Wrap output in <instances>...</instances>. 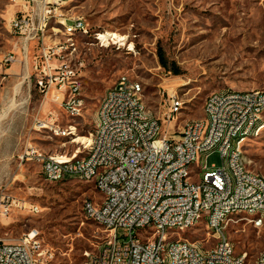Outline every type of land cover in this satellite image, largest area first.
Masks as SVG:
<instances>
[{"label":"rangeland","instance_id":"1","mask_svg":"<svg viewBox=\"0 0 264 264\" xmlns=\"http://www.w3.org/2000/svg\"><path fill=\"white\" fill-rule=\"evenodd\" d=\"M31 8L25 0H0V189L39 209L2 219L0 238L18 242L35 230L48 254L41 264H86L87 253H98L108 237L83 213L85 200L97 195L93 185L78 178L48 183L39 165H22L20 157L27 148L68 157L82 151L73 143V134L60 135L71 126L79 136L94 134L102 100L120 76L143 86V101L155 118L163 117L168 94L183 99V114L173 120L178 127L206 119L205 102L213 92L264 91V0H76L63 14L83 18L86 32L65 36L63 26L51 23L44 44L64 47L62 62L82 65L85 110L77 119L69 118L54 101V93L40 92L34 68L40 50L10 28L15 17ZM108 31L128 37L126 45H103L101 34ZM9 55L17 62L2 66ZM260 121L264 125V113ZM39 122L60 135L42 129ZM166 133L174 131L163 126ZM244 160L250 171L264 176V130L245 142ZM222 164L215 152L193 170L218 169ZM201 178L202 174L193 176L192 181ZM208 234L207 226L200 223L182 237L209 250L215 242L208 241ZM125 235L118 231L119 244L128 241ZM228 235L236 254H247V264L264 251V227L255 228L252 221L231 222Z\"/></svg>","mask_w":264,"mask_h":264},{"label":"built area","instance_id":"2","mask_svg":"<svg viewBox=\"0 0 264 264\" xmlns=\"http://www.w3.org/2000/svg\"><path fill=\"white\" fill-rule=\"evenodd\" d=\"M25 1L32 8L15 17L10 28L40 50L34 62L36 86L46 96L54 93V101L69 118L70 110H77L81 118L85 110L82 65L62 64V46L44 44L42 29L48 22L63 21L66 29L79 27L81 34L86 32V22L60 13L64 0ZM16 62L9 55L1 65ZM135 95L144 96L143 86L128 76H120L106 92L100 108L109 110V123L99 126L92 157L83 164L70 166L73 156L47 155L34 148L20 157L22 165L43 167L48 183L87 176V183L93 185L97 195L85 200L83 213L87 220L97 218L108 237L98 253H87L86 264H247V254H236L228 227L231 222H251L252 218H232L235 209L264 211V176H248L238 153L241 132L252 130L256 104L264 102V91L213 92L205 102L203 125L186 122L180 127L173 126V119L183 114L185 101L179 96L167 95L161 125L151 127L147 106L136 104ZM172 105H179V114H172ZM39 125L59 133L49 124ZM163 126L174 133L163 134ZM131 134H138V141H131ZM212 137H222V144L212 145ZM120 144H129V151L120 152ZM215 152L221 155L222 167L193 170L200 157ZM200 174L202 178L193 182L192 177ZM29 208L39 206L0 189V222L16 212L29 214ZM200 223L207 226L208 241L215 242L209 250L182 237ZM119 230L126 233L125 244L118 243ZM39 236L32 230L18 242L0 238V264L44 262L48 254ZM255 260L264 264V256Z\"/></svg>","mask_w":264,"mask_h":264},{"label":"bare ground","instance_id":"3","mask_svg":"<svg viewBox=\"0 0 264 264\" xmlns=\"http://www.w3.org/2000/svg\"><path fill=\"white\" fill-rule=\"evenodd\" d=\"M75 1L76 0H64V1H62L61 6H60V13H63L64 9L66 7H68L70 4L74 3ZM51 23L56 24V25L60 24L61 26H63L66 35L69 37H74L77 34H79V27H71V28L66 29V23L63 21L48 22L43 26V29H42V40H43V42L45 41V38H46L45 36H46L47 26H49ZM100 39L103 42V45H105V46L119 45L120 47H123L126 45V41H127L128 37L119 35L115 32H109L108 31V32L101 34ZM62 48L64 50V47H62ZM62 64H71V63H67L64 61V62H62ZM82 98H84L83 95H82ZM135 103L136 104H144L143 96L142 95H135ZM13 106H14V102L12 101V106L9 107L8 110H11ZM183 106H184V103L182 102V111H183ZM263 113H264V102H261L260 104H256V111L254 113V125L252 126V130L241 132V142H238V153H239V156H242V160H244V144H245V142L250 137L259 136L260 133L264 130V125H260L261 124L260 120L262 118ZM164 114H165V112H164ZM172 114H179V105H172ZM70 118H77V110H70ZM162 118H155L151 115L150 126L151 127L160 126ZM108 123H109V110H107V108H100V110L98 112V118H97L95 133L91 134L90 137L79 136L78 131L75 128V126H71L68 132H64L61 135H60V133H56L57 135H60L62 137H66L68 135L72 136V134H73V136L75 137L73 140V143L80 145L81 149H83L82 151L81 150L77 151L75 156L70 158V166H79V165L83 164L87 160V158L92 157L93 148H94V141H92V140H95L96 134H99V126H107ZM196 125H203V120L202 119L195 120V121H192L189 123V126H196ZM131 141H138V134H131ZM221 144H222V137H212V145H221ZM128 151H129V144H120V152H128ZM67 158H69V157H67ZM207 159H208V157H200L199 161L202 160V161L206 162ZM41 169H42V174H43V167H41ZM205 169H206L205 166H203L202 168H199V170H205ZM245 170H246L248 176H260V174L250 171L248 169L246 163H245ZM80 179L87 182V176H80ZM30 211L35 212V211H37V208L36 209L33 208ZM237 216H246L248 218H252L251 221L254 224V226H257V228L264 227V220L259 221V223H258V219H264V211H262V209H255L254 211H252L251 208H238V209H235L232 211V218H236ZM88 220H91V221L97 223V218H88ZM259 256H264V251L262 253H260ZM253 264H261V260H255Z\"/></svg>","mask_w":264,"mask_h":264},{"label":"trees","instance_id":"4","mask_svg":"<svg viewBox=\"0 0 264 264\" xmlns=\"http://www.w3.org/2000/svg\"><path fill=\"white\" fill-rule=\"evenodd\" d=\"M160 60H161V64L163 67L167 66V62L165 61L164 57L162 56V54L160 55Z\"/></svg>","mask_w":264,"mask_h":264},{"label":"crops","instance_id":"5","mask_svg":"<svg viewBox=\"0 0 264 264\" xmlns=\"http://www.w3.org/2000/svg\"><path fill=\"white\" fill-rule=\"evenodd\" d=\"M15 68V67H14ZM98 118V117H97Z\"/></svg>","mask_w":264,"mask_h":264}]
</instances>
